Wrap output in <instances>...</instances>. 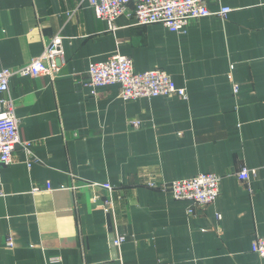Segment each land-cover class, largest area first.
I'll return each instance as SVG.
<instances>
[{"label":"crops","instance_id":"crops-1","mask_svg":"<svg viewBox=\"0 0 264 264\" xmlns=\"http://www.w3.org/2000/svg\"><path fill=\"white\" fill-rule=\"evenodd\" d=\"M206 4L231 11L172 32L127 15L111 28L83 0H0V69L64 37L56 77L13 76L0 94L37 159L28 166L18 144L1 168L0 264H264L251 251L264 237V0ZM116 52L136 71L164 69L187 98L123 100L118 84L92 94L91 63ZM199 173L221 176L219 194L192 213L148 184ZM105 182L112 191L91 186Z\"/></svg>","mask_w":264,"mask_h":264},{"label":"built area","instance_id":"built-area-1","mask_svg":"<svg viewBox=\"0 0 264 264\" xmlns=\"http://www.w3.org/2000/svg\"><path fill=\"white\" fill-rule=\"evenodd\" d=\"M92 9L94 15L114 27L113 23L121 15L134 19L138 25L160 23L169 31L184 32L191 19L218 15L225 17L231 7L222 6L218 11H211L206 0H83ZM63 36L60 33L53 35L45 44L43 50L30 61L12 68L0 69V94L7 93L9 81L17 77H56L61 69L63 56ZM231 68H233L231 66ZM88 86L91 93L97 94V88L110 84L119 85V97L123 100L151 98L157 96L175 95L182 99L187 98L184 87H179L170 75L161 68H151L145 71H136L130 57L118 52L109 58L91 63L88 70ZM238 91L237 85L234 92ZM15 100L6 97L0 99V177L1 168L12 161L16 145L21 144L27 153V165L30 166L37 159L30 150V141H21L19 136V120L15 116ZM129 124L138 128L140 121L133 119ZM253 171L243 167L238 173L239 179L248 181ZM221 176L216 173H199L190 178L164 182L160 185L148 183L150 187H158L162 192L170 194L178 200H188L191 207L188 213L193 212V206L203 207L213 203L219 194ZM91 186L101 187L107 191L113 190L110 183H92ZM38 187H35V190ZM2 191L0 189V195ZM104 210L109 213L112 209L110 199L103 204ZM220 218V216L218 215ZM125 240L124 235H117L112 242L119 247ZM6 244L12 246L8 237ZM251 251L264 257V237H256L251 243Z\"/></svg>","mask_w":264,"mask_h":264}]
</instances>
